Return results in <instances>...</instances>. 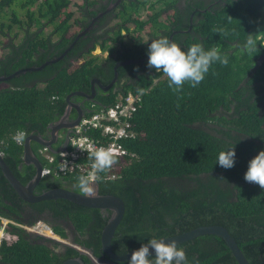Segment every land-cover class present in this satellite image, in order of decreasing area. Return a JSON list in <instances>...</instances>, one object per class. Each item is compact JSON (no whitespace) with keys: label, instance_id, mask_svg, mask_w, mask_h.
Masks as SVG:
<instances>
[{"label":"trees","instance_id":"trees-1","mask_svg":"<svg viewBox=\"0 0 264 264\" xmlns=\"http://www.w3.org/2000/svg\"><path fill=\"white\" fill-rule=\"evenodd\" d=\"M178 1L119 0L106 23L114 29L113 34L102 42L96 38L85 47V41L99 29L92 28L79 35L68 53L56 60L0 79V145L5 155L21 152L22 144L12 140L17 129L27 134L43 131L64 111L68 94L72 93L69 99L75 100L79 95L75 91L89 90L91 79L101 67L99 56L92 53L97 43L113 50L118 40L124 43L121 30L130 33V38L133 33L155 35L164 29L186 28ZM193 1L189 8H195L191 28L175 33L173 41L184 50L193 43H201L206 50L218 46L222 55L227 54L228 64L213 63L197 87L186 83L179 93H173L167 78L153 68L138 74L123 90L113 92L103 105H96L95 109L113 104L127 91L138 95L136 109L127 117L132 135L122 140L128 153L118 157L115 164L119 176L102 184L108 183L109 191H120L117 193L126 207L129 203L138 206L150 222L155 216L160 224L172 219L173 226L175 222L184 225L197 221L223 224L241 248L253 253L250 261L259 264L264 262V189L246 182L244 175L249 161L264 150V0ZM101 2L0 0V46L6 49L0 56V75L8 76L17 68L37 66L58 56L88 24ZM74 4L76 10L70 9ZM248 34L258 40V50L251 54L241 51ZM56 47L60 49L53 53ZM79 58L81 62H77ZM147 61L120 67L137 68ZM205 122L215 125L206 127ZM87 133L95 137L100 134L97 128ZM31 143L43 164L54 167L55 159L47 162L39 154L41 144ZM232 147L235 164L225 169L217 163L218 154ZM0 185L7 190L4 178H0ZM59 201L62 211L72 219L83 207L65 198ZM149 209L155 214L151 215ZM7 224L18 236L14 241L0 242L3 264H43L51 260L45 244L26 239L20 226ZM52 228L62 234L60 226ZM212 236L217 235L207 238ZM218 240L225 246L222 239ZM212 251L204 249L203 260H214L223 252L229 254L227 247L220 246L215 256H207ZM190 253L186 254L188 264L200 261Z\"/></svg>","mask_w":264,"mask_h":264},{"label":"flooded vegetation","instance_id":"flooded-vegetation-1","mask_svg":"<svg viewBox=\"0 0 264 264\" xmlns=\"http://www.w3.org/2000/svg\"><path fill=\"white\" fill-rule=\"evenodd\" d=\"M210 1L212 0H198V3L207 4ZM118 2L119 0H104L100 6L98 4L99 7L96 9L95 13L98 15V17L92 19L95 14L92 15L88 24L81 30L83 33L81 32L80 35L86 33L88 30L91 32L92 28H99V31L96 30L90 35V38L85 41V47L90 46L96 38H99V42H102L104 38H107L110 34H113L114 29L107 27L106 23L109 21L110 15L112 14L113 9ZM178 5L183 15L182 25H188L186 28H173L170 31H168V29H164L160 30V32L155 35H150L149 33L146 35L143 32L141 34L139 33V35L138 33H133L134 36L130 38L128 37L130 33L127 34L126 30H121V33L124 34L123 42L126 44L118 40L115 43L113 50H110L109 47L103 49L100 44H96L97 47H94L95 49L93 48L92 51L94 50L95 52L93 51V53L100 56L99 66L101 67L99 68L97 75L93 76V78L98 79L99 82L97 80H91V85L86 93H91L92 88L94 91L89 97L79 94L75 100L71 99L74 105L72 104L68 106L67 102L64 111L52 121L53 123L57 121L61 122L55 133H53V129L49 127L48 124L43 131H37L35 133L52 141L49 147L47 145L41 144V146L37 148L42 158H45V150L42 149L45 146L48 147V152L52 154H56L67 146L68 138L73 128V126L70 128L69 124L75 120L79 114H81L80 116L82 117L86 113L94 110L96 105H103L105 100L108 99V97H110L113 92H119L123 90V88L128 83H131L138 74L143 72L149 73L151 71V69L147 67V63L141 64L137 68H132L129 66L122 68L120 67L132 62H142L148 59L132 62H126V60L148 56V44H150L151 40L153 39H157L161 36H167L173 41V35L175 33L184 32L191 28L192 18L194 16L193 11H195V8L193 10H189V8L190 5H194V1L179 0ZM108 30H110V33L105 32ZM99 33H102V36H99ZM78 36L79 35L77 33L74 36V39L64 48L65 50H63L59 55H61L64 51L65 52L62 55L68 53L67 51L71 48V46H73V44H75ZM116 39H118V37H116ZM128 47H132L133 49L130 48L128 52L126 51ZM59 49V47H56L51 51L54 53ZM130 54H133L132 57H126V55ZM134 54H138L141 57ZM261 58L262 57L260 56L258 63L261 61ZM204 125L209 127L214 126L215 123L213 124L205 122ZM31 148L39 162H34L32 158L26 157V154L23 150V144L19 154L12 152L11 154L5 155V150L1 148L0 153H3V156L1 157L8 165L12 174L17 180H19L22 184L28 183L37 173L38 165H40V175L35 181L32 189L34 194L42 193L46 189L54 187H63L69 190L80 192L79 189L74 187L78 175L73 174V172H50L45 174L42 172V169L48 165L43 164L42 159L36 153L32 143ZM7 157L9 158L6 159ZM0 174V178H4L7 185V190H3L0 185V211L10 212V214L7 216H3L0 213V216L7 219L6 223H11L14 226H20V232L26 239L45 244V246L50 250L49 255L51 256V260L48 263L43 264H62L67 259L75 258L80 260L81 264H128L130 257L124 258L121 256H124L125 254L139 248L142 244L146 243L148 239L153 237L158 238L180 234L186 230L203 224L202 221H197L198 223L196 224L189 222V224L184 225H178V223L175 222L173 226L174 221L170 218H167L163 224H160L155 216L150 222L148 215H146L143 211L141 212L138 206L129 203L128 207H126L122 196L117 193L120 191H109L110 186L107 185L108 183L102 184L105 183V181L107 182V180L100 179L95 184V193L115 194L121 197L124 203L120 218L116 221L110 234L107 235L105 234V228L108 226L110 219L114 215V208L112 206H86L81 204V206H83L82 208L86 209L82 210L81 208L78 210L74 219H72L66 212L62 211L63 203L59 201V199L62 197L42 198L39 200L25 199L9 183L1 167ZM200 175L202 176V174ZM180 186H182L181 182ZM16 196L19 199H16ZM70 201L72 202V200ZM149 212L151 215L155 214L152 209H149ZM31 220H35V222L41 220L48 226L45 224H40L38 227L34 226L33 230L31 228L34 222L30 223L29 221ZM54 225H58L63 229L62 234L53 230L52 227ZM151 228L154 230L151 231ZM4 232L7 234L6 236H0V242L2 240L11 242L17 239L18 233L12 230L10 224H6ZM38 232H42L45 235ZM212 234L213 233L200 234L189 239L178 241L177 244L178 247L185 250L186 254L193 252L190 254L198 256L200 259V261L198 260L199 264H238L225 240L221 236L215 234L217 236H212L210 239L207 238V236ZM215 237L222 239L225 242V246L220 245V241ZM58 238H61L60 240H64L60 241ZM105 239L108 240V248L105 244ZM211 244L213 245L211 246ZM198 245H201L202 250L198 251ZM220 246L223 249H226L227 247L229 249V254L227 252L216 254L220 249ZM239 248L248 260L249 264H255L250 261V255H253V253L241 248L240 246ZM109 249L110 252L115 255V257L109 253ZM204 249L213 250L212 253L208 254L207 256H215L216 254V256L219 257L215 258L214 260H212V258L209 261L203 260L206 258L201 256ZM246 251L249 255L246 254ZM152 255L154 256L155 254L152 253ZM191 260V262L194 263L193 259ZM0 264H3V261L0 260ZM259 264H264V262Z\"/></svg>","mask_w":264,"mask_h":264},{"label":"clouds","instance_id":"clouds-1","mask_svg":"<svg viewBox=\"0 0 264 264\" xmlns=\"http://www.w3.org/2000/svg\"><path fill=\"white\" fill-rule=\"evenodd\" d=\"M257 50V37L254 34H248L241 51L251 54ZM147 54V67L154 68L157 73H163L173 93L181 92L186 83L193 88L197 87L204 80L213 63L219 62L225 66L228 64L227 54L222 55L218 46L206 50L201 43H193L184 50L167 36L151 40ZM79 59L82 61V58ZM26 136L27 133L24 130L17 129L12 140L23 144ZM88 155L92 161L90 170L76 178L74 187L79 189L85 197L94 198L95 184L101 179L100 174L112 169L118 162L119 153L111 146H100L93 147ZM235 155L234 147L221 151L218 154L217 163L225 169H230L235 164ZM0 156H3V153H0ZM244 179L264 189V150L259 151L249 161ZM152 252L155 253L154 256ZM128 264H188V260L185 250L178 247L175 240L165 242V239L153 237L132 252ZM195 264L199 262L196 261Z\"/></svg>","mask_w":264,"mask_h":264},{"label":"built area","instance_id":"built-area-1","mask_svg":"<svg viewBox=\"0 0 264 264\" xmlns=\"http://www.w3.org/2000/svg\"><path fill=\"white\" fill-rule=\"evenodd\" d=\"M72 9L76 10L75 4L72 5ZM80 61L81 59H78V62ZM137 100L138 95L136 93L127 91L113 104L94 109L88 114L83 115L79 121L73 125L65 148L61 149L56 154L48 152V147L46 146L42 148L45 150L47 162H52L55 159L54 167L45 166L42 172L45 174L50 172H73L78 176L86 174L90 170V164L92 162L88 154L93 147L111 146L119 153L118 157L126 155L128 151L122 140L132 135L130 121L127 117L136 109ZM91 128L99 129L100 134L98 137L87 133V130ZM82 157H85V159H81ZM117 170L118 168L114 165L111 170L100 174L101 179L110 180L117 178L119 176V171ZM1 218L4 220H2L0 226V236H6L7 233L4 232V228L6 227L7 219L0 216V219ZM40 224L47 225L43 221L38 220L33 223L31 229H33L34 226L38 227Z\"/></svg>","mask_w":264,"mask_h":264},{"label":"water","instance_id":"water-1","mask_svg":"<svg viewBox=\"0 0 264 264\" xmlns=\"http://www.w3.org/2000/svg\"><path fill=\"white\" fill-rule=\"evenodd\" d=\"M96 17H98L97 14H95L92 19H94ZM81 32L82 31L80 30L78 32V35H80ZM66 49H68V48H66ZM62 54L58 55L56 57H53V58H49V59L43 61L41 64H39L37 66H26V67L17 68L16 70H14V72L9 74L8 76L0 75V79H5L7 77H10V76H12L14 74H17V73L25 71V70L39 69V68L43 67L46 63L56 60L58 57L62 56ZM145 59H148V56H144L142 58H136V59H129V60H126V62L142 61V60H145ZM122 62H124V61H122ZM91 80L92 81H95V80L98 81V79H96V78H93ZM93 91H94V89L92 88V92L91 93H86L85 91H75L74 93L83 94V95H86V96L89 97L91 94H93ZM70 94H72V93H70ZM70 94H68L67 97H66V100L68 102V106H70L72 104L74 105V103L69 99ZM80 115L81 114H79L78 117L69 124L70 128L75 123H77V121L81 117ZM60 124H61L60 121H57L55 123H53V122H49L48 123L49 127H51L53 129V133H55L57 131V129H58ZM33 140L37 141L40 144L47 145L48 147L50 146L52 141L50 139H46L43 136H40V135L35 134V133L27 134L26 139H25V141L23 143L24 153L26 154V157L32 158L34 160V162H39V160L37 159V157L35 156V154L32 151V148H31V142ZM0 167L2 168L3 173H4L5 177L7 178V180L9 181V183L25 199L39 200V199H42V198L62 197V198H66V199L72 200L74 202H77L79 204L86 205V206H112L114 208V215L110 219V221L108 223V226H106V228H105V234H107V235L110 234V232H111L112 228L114 227L116 221L120 218V216L122 214V211H123L122 208H123V205H124L123 200H122L121 197H119V196H117L115 194L96 193L94 198H87L81 192L69 190V189H66V188H63V187L49 188V189H46L45 191H43L42 193L34 194L32 192V189H33L35 181L39 178L40 171H41V166L40 165H38L37 173L26 184H22L19 180H17L14 177V175L12 174L10 168L8 167V165L5 163V161L2 159L1 156H0ZM206 233H213V234H217V235L221 236L225 240L227 246L231 250V252L234 255V257H235L236 261L238 262V264H249L248 260L246 259V257L243 255L241 249L239 248V245H238L235 237L230 233V231L227 229V227H225L222 224H218V223L201 224V225L196 226V227H194L192 229L186 230V231H184V232H182L180 234L167 236V237L163 236V237H158V238L165 239V242H171L172 240H175L176 242H178V241H181V240L189 239V238H192L194 236H197V235H200V234H206ZM58 239L60 240L61 238H58ZM62 240H64V239H62ZM62 240H60V241H62ZM104 241H105V244H106V246L108 248V240L105 239ZM108 251H109V253L111 255H113L110 252V249ZM133 251H131V252H129V253L125 254L124 256H121V257H124V258L128 257L129 258ZM152 253H154V252H152ZM113 256L115 257V255H113ZM68 263L81 264V261L76 259V258L75 259H67L62 264H68Z\"/></svg>","mask_w":264,"mask_h":264},{"label":"rangeland","instance_id":"rangeland-1","mask_svg":"<svg viewBox=\"0 0 264 264\" xmlns=\"http://www.w3.org/2000/svg\"><path fill=\"white\" fill-rule=\"evenodd\" d=\"M75 7H76V5H75ZM70 9H72V6H71V5H70ZM76 15H77V12H76ZM73 16H75V15H73ZM46 30L48 31L49 28L46 27ZM70 31H72V28H70ZM124 31H125V30H124ZM18 33H19V35L22 34L21 31H18ZM5 40H6V39H5ZM0 45H2V44H0ZM4 52H5V48H2V47L0 46V55H2ZM94 52H95V51H94ZM99 58H100V56H99ZM4 218H5V217H4ZM2 220H4V219L1 218V224H2Z\"/></svg>","mask_w":264,"mask_h":264}]
</instances>
